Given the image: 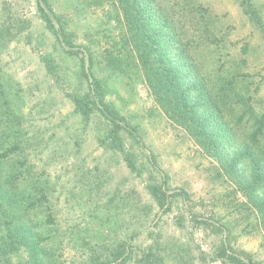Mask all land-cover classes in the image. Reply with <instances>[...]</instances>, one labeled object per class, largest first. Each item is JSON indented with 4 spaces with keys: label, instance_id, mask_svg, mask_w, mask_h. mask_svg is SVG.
Here are the masks:
<instances>
[{
    "label": "rangeland",
    "instance_id": "rangeland-1",
    "mask_svg": "<svg viewBox=\"0 0 264 264\" xmlns=\"http://www.w3.org/2000/svg\"><path fill=\"white\" fill-rule=\"evenodd\" d=\"M112 1L50 0L68 34V49L45 27L34 0H0V74L18 100L19 121L8 124V136L22 147L1 160L6 178L0 181V201L6 203L10 181L20 198L30 180L47 183L65 234L60 264H83L88 255L94 264H223L216 256L221 246L264 264L257 209L154 101ZM198 1L227 27L224 58L245 60L241 72L257 88L254 106L263 113L264 34L242 14L239 0ZM253 1L264 22V0ZM243 44H249L248 53L241 54ZM83 56L89 81L92 74L100 80L105 101L123 118L114 119L123 151L104 143L110 120L99 111L102 106L91 104L88 120L75 110L73 98L90 88ZM203 59L214 63L209 52ZM153 185L169 206L157 205L148 188ZM119 245L120 259L105 262Z\"/></svg>",
    "mask_w": 264,
    "mask_h": 264
},
{
    "label": "trees",
    "instance_id": "trees-1",
    "mask_svg": "<svg viewBox=\"0 0 264 264\" xmlns=\"http://www.w3.org/2000/svg\"><path fill=\"white\" fill-rule=\"evenodd\" d=\"M34 2L45 27L71 49L68 34L50 0ZM111 4L124 18L128 45L154 101L168 119L216 160L228 180L257 209L264 228V112L255 109L257 88L251 89L241 72L245 60L237 63L224 58L229 56L224 52L227 27L210 7L198 0H114ZM239 6L251 25L264 34L261 9L254 1L239 0ZM249 50V44L241 46V54ZM65 51L70 56L77 54L74 50ZM208 52L213 65L203 59ZM90 60L88 57V70ZM81 62L85 71L84 56ZM46 68L49 72L53 69L49 59ZM84 77L90 86L89 94L73 98L76 112L88 120L93 113L91 104L102 106L99 111L110 120L104 143L112 150L123 151L120 126L114 120L123 118L105 101L100 80L92 74L89 81L86 71ZM17 102L0 74V181L6 178L1 160L22 150L21 140L9 138L7 128L19 121ZM126 159L129 167L134 168L133 160ZM15 171L22 173L18 168ZM16 186L10 181L6 203L0 201V264H60L65 234L53 215L47 183L30 180L25 195H20L22 198L14 191ZM148 188L160 208L169 206L160 187ZM23 199L26 206L22 207ZM123 253L119 245L104 258L105 262L116 261ZM216 256L223 264H257L248 254L227 253L222 246ZM87 257L88 262L83 264H94V256Z\"/></svg>",
    "mask_w": 264,
    "mask_h": 264
}]
</instances>
